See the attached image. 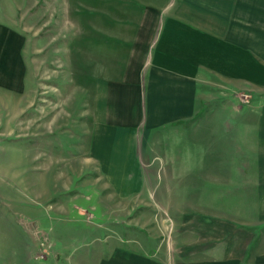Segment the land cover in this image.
Instances as JSON below:
<instances>
[{"label": "rangeland", "instance_id": "rangeland-1", "mask_svg": "<svg viewBox=\"0 0 264 264\" xmlns=\"http://www.w3.org/2000/svg\"><path fill=\"white\" fill-rule=\"evenodd\" d=\"M103 1L0 0V76L9 66L13 77L10 85L0 83V264H102L105 247L117 242L140 251L154 245L150 258L180 264V233L193 242L186 257H194L195 164L153 158L155 146L142 150V129L135 127L142 189L116 193L91 150L100 78L113 73L109 66L123 65L100 63L101 42L123 59L115 26L109 38L100 37ZM231 91L237 112L254 98L264 100L238 81ZM213 207H204L205 214ZM212 234L205 243L226 233Z\"/></svg>", "mask_w": 264, "mask_h": 264}, {"label": "crops", "instance_id": "crops-1", "mask_svg": "<svg viewBox=\"0 0 264 264\" xmlns=\"http://www.w3.org/2000/svg\"><path fill=\"white\" fill-rule=\"evenodd\" d=\"M100 8V37L115 26L123 45L121 61L101 42L100 63L123 65L100 78L90 116L98 129L91 150L114 191L142 189L132 136L141 126V149L154 145L153 158L195 164L194 257H186L193 242L180 233V264H264V100L237 112L230 95L237 81L253 95L264 93V0H104ZM3 73L0 83L10 85L9 66ZM208 206L217 211L205 214ZM214 232L228 234L227 243L226 234L205 243ZM155 247L112 243L101 263L164 264L149 257Z\"/></svg>", "mask_w": 264, "mask_h": 264}]
</instances>
